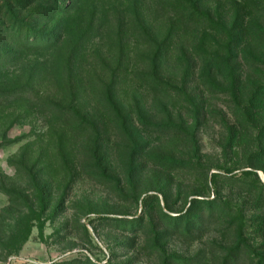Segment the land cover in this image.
Instances as JSON below:
<instances>
[{"label":"rangeland","instance_id":"rangeland-1","mask_svg":"<svg viewBox=\"0 0 264 264\" xmlns=\"http://www.w3.org/2000/svg\"><path fill=\"white\" fill-rule=\"evenodd\" d=\"M0 264H264V0H0Z\"/></svg>","mask_w":264,"mask_h":264}]
</instances>
